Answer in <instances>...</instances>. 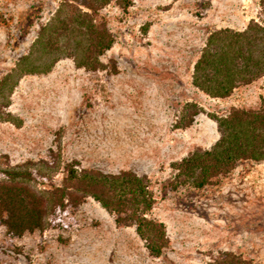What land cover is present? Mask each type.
Wrapping results in <instances>:
<instances>
[{
    "label": "rangeland",
    "instance_id": "1",
    "mask_svg": "<svg viewBox=\"0 0 264 264\" xmlns=\"http://www.w3.org/2000/svg\"><path fill=\"white\" fill-rule=\"evenodd\" d=\"M58 1L0 0V74L26 52ZM128 1L125 11L110 2L100 12L114 38L99 56L102 68L92 72L62 57L47 73L19 78L8 111L20 124L0 121V158L17 165L51 151L57 177L65 162L144 176L154 197L147 217L162 222L167 246L151 256L133 226L116 225L87 196L68 229L46 222L9 238L0 227V264H208L224 250L264 264V161H238L200 188L166 187L171 163L217 140L210 114L264 101V76L223 98L190 82L208 32L243 28L258 17V0Z\"/></svg>",
    "mask_w": 264,
    "mask_h": 264
},
{
    "label": "trees",
    "instance_id": "2",
    "mask_svg": "<svg viewBox=\"0 0 264 264\" xmlns=\"http://www.w3.org/2000/svg\"><path fill=\"white\" fill-rule=\"evenodd\" d=\"M110 2L122 11L130 5L128 0L58 1L50 17L38 25L26 52L0 74V121L20 124L8 106L23 75L47 73L62 57L92 72L102 68L99 56L114 38L100 12ZM258 6V17L249 19L243 28L222 27L206 35L192 65L190 82L207 96L227 97L236 87L264 76V0H258ZM110 71L115 72L114 64ZM195 114L182 126L189 125ZM210 117L216 123L217 140L209 148H195L171 163L168 189L184 185L200 188L215 183L238 161H264V101L256 108L231 107L224 115ZM58 163V156L51 151L47 158L17 165L0 158V227L7 237L41 230L46 222L68 229L71 211L89 196L113 215L116 225L133 226L151 256L162 253L168 241L162 222L147 217L154 197L144 176L131 170L108 173L65 162L57 177ZM208 264L251 261L224 250L216 251Z\"/></svg>",
    "mask_w": 264,
    "mask_h": 264
}]
</instances>
